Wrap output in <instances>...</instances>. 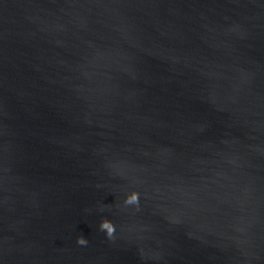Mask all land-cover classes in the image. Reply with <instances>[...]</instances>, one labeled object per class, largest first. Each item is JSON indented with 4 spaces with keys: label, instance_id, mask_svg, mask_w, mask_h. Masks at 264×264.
Masks as SVG:
<instances>
[{
    "label": "water",
    "instance_id": "1",
    "mask_svg": "<svg viewBox=\"0 0 264 264\" xmlns=\"http://www.w3.org/2000/svg\"><path fill=\"white\" fill-rule=\"evenodd\" d=\"M0 264H264V0H0Z\"/></svg>",
    "mask_w": 264,
    "mask_h": 264
},
{
    "label": "clouds",
    "instance_id": "2",
    "mask_svg": "<svg viewBox=\"0 0 264 264\" xmlns=\"http://www.w3.org/2000/svg\"><path fill=\"white\" fill-rule=\"evenodd\" d=\"M139 198H140L139 191L133 190L126 196L124 203L127 205H131V204L139 205ZM100 229L102 231H106L107 236L111 238L114 237V234L116 232V225L111 219L104 218L100 223ZM88 242H89L88 239L83 235H80L77 238V243L80 245H87Z\"/></svg>",
    "mask_w": 264,
    "mask_h": 264
}]
</instances>
